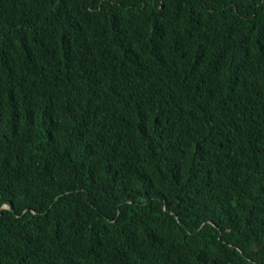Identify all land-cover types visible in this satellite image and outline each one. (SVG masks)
Listing matches in <instances>:
<instances>
[{
    "label": "trees",
    "instance_id": "obj_1",
    "mask_svg": "<svg viewBox=\"0 0 264 264\" xmlns=\"http://www.w3.org/2000/svg\"><path fill=\"white\" fill-rule=\"evenodd\" d=\"M0 264H264V0H0Z\"/></svg>",
    "mask_w": 264,
    "mask_h": 264
}]
</instances>
